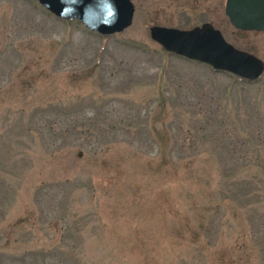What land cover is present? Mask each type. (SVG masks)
<instances>
[{
	"label": "rangeland",
	"instance_id": "374dc122",
	"mask_svg": "<svg viewBox=\"0 0 264 264\" xmlns=\"http://www.w3.org/2000/svg\"><path fill=\"white\" fill-rule=\"evenodd\" d=\"M108 37L0 0V264H264V73L166 52L210 24L264 63L226 0H131Z\"/></svg>",
	"mask_w": 264,
	"mask_h": 264
},
{
	"label": "water",
	"instance_id": "95a60500",
	"mask_svg": "<svg viewBox=\"0 0 264 264\" xmlns=\"http://www.w3.org/2000/svg\"><path fill=\"white\" fill-rule=\"evenodd\" d=\"M49 13L64 21H78L103 36L119 34L132 25L131 0H37ZM224 13L237 30L264 32V0H226ZM150 38L166 52L207 65L239 80L255 82L264 73V63L237 49L210 24L189 30L152 26Z\"/></svg>",
	"mask_w": 264,
	"mask_h": 264
},
{
	"label": "trees",
	"instance_id": "16d2710c",
	"mask_svg": "<svg viewBox=\"0 0 264 264\" xmlns=\"http://www.w3.org/2000/svg\"><path fill=\"white\" fill-rule=\"evenodd\" d=\"M106 37H108V36H106Z\"/></svg>",
	"mask_w": 264,
	"mask_h": 264
}]
</instances>
